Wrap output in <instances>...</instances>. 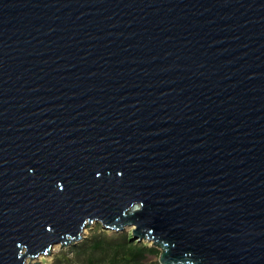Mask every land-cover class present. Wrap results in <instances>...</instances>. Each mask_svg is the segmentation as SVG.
<instances>
[{
    "label": "water",
    "instance_id": "obj_1",
    "mask_svg": "<svg viewBox=\"0 0 264 264\" xmlns=\"http://www.w3.org/2000/svg\"><path fill=\"white\" fill-rule=\"evenodd\" d=\"M96 221L264 264V0H0V264Z\"/></svg>",
    "mask_w": 264,
    "mask_h": 264
},
{
    "label": "trees",
    "instance_id": "obj_2",
    "mask_svg": "<svg viewBox=\"0 0 264 264\" xmlns=\"http://www.w3.org/2000/svg\"><path fill=\"white\" fill-rule=\"evenodd\" d=\"M161 251L148 243L137 241L133 236L109 237L99 233L80 249L78 264H160L152 257Z\"/></svg>",
    "mask_w": 264,
    "mask_h": 264
},
{
    "label": "rangeland",
    "instance_id": "obj_3",
    "mask_svg": "<svg viewBox=\"0 0 264 264\" xmlns=\"http://www.w3.org/2000/svg\"><path fill=\"white\" fill-rule=\"evenodd\" d=\"M99 233H105L109 237H120L123 235L130 237L133 236V228L127 227L123 231H115L106 229L100 222L96 221L93 222L90 227L85 228L82 240L67 247L62 246L61 244L55 245L50 256L41 255L36 259H29L28 261L39 262L40 264H78L80 259H83V257H79L78 254L80 253V249L86 246L87 243L91 242V239ZM143 242L152 245L149 241ZM151 260H159V257H152Z\"/></svg>",
    "mask_w": 264,
    "mask_h": 264
}]
</instances>
